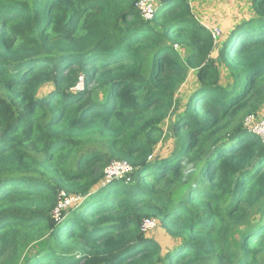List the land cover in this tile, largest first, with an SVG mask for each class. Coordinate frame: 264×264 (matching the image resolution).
I'll list each match as a JSON object with an SVG mask.
<instances>
[{"label":"trees","instance_id":"16d2710c","mask_svg":"<svg viewBox=\"0 0 264 264\" xmlns=\"http://www.w3.org/2000/svg\"><path fill=\"white\" fill-rule=\"evenodd\" d=\"M193 1L0 0V264H264V0L222 43Z\"/></svg>","mask_w":264,"mask_h":264},{"label":"rangeland","instance_id":"374dc122","mask_svg":"<svg viewBox=\"0 0 264 264\" xmlns=\"http://www.w3.org/2000/svg\"><path fill=\"white\" fill-rule=\"evenodd\" d=\"M168 1L169 0L163 1L160 4V6L163 5L162 7H164L166 3H168ZM191 4L194 8L195 13L197 14V17L204 24H206L211 30L217 33L218 35L217 41H219L220 43H222L226 39L227 34L230 33L233 30V28H235L236 23L241 22L242 20L250 19L255 14L252 8V0H194ZM217 55H218V52H215L213 56L216 58ZM197 83H198V79L195 76V73H192L186 86L183 87V89L181 90L179 94V97L183 100V102L188 101L189 96L192 93H195L197 89L196 88ZM255 116L256 117L254 119V122L253 123L250 122L246 125L248 130L253 131L255 127H258V129L263 130L264 108L260 112L255 114ZM245 122L246 121L244 120V123ZM169 124H170L169 120H167L163 124V127L165 130H167V127ZM174 147H175L174 139H171L169 143L165 145H160L156 149L155 154L166 157L171 153ZM111 165L112 163L110 164L109 167H111ZM122 180H125V178L119 179L118 181H122ZM114 181H117V180H114ZM72 199L73 201L70 203V205H68L67 209L72 206L79 205L81 203L80 202L81 200L79 201L77 200L78 199L77 196H73ZM61 211L62 210L59 211V215ZM56 217H59V216L56 215ZM147 236L152 237L153 239H156L157 241H159V243L164 248L165 252H167V250L174 243L173 239L167 236L163 232V230L160 229L159 222H158L157 227L154 230L148 232ZM28 257L29 255H25V257H23L21 264H25L26 260H28Z\"/></svg>","mask_w":264,"mask_h":264},{"label":"built area","instance_id":"2783aa9c","mask_svg":"<svg viewBox=\"0 0 264 264\" xmlns=\"http://www.w3.org/2000/svg\"><path fill=\"white\" fill-rule=\"evenodd\" d=\"M161 1L162 0H138V2L136 3V8L138 12L140 13L141 17L143 18V20L149 22L155 18L157 7L159 6ZM213 36L215 38L218 37L217 33L214 31H213ZM76 90L78 91L85 90V82H84L83 77H81L80 82L76 86ZM255 117H256L255 114L248 115L245 119L246 121L245 125H247L250 122L253 123ZM249 131L256 135H259L263 139V142H264V124H263V130L258 129V127H255L253 131L252 130H249ZM133 170H134L133 166L127 161H124V160L114 161L112 162L111 167L105 169V180L106 182H111L114 180L126 178L127 175L133 172ZM61 196L63 199L61 200L59 207L55 211V214L58 216H59V211L64 208H67L68 205H70V203L73 201L72 198L67 197L65 192L61 193ZM77 200L79 201V198ZM157 225H158V222L156 219L154 218L146 219L142 225V231L144 233H148L154 230L157 227Z\"/></svg>","mask_w":264,"mask_h":264},{"label":"clouds","instance_id":"9594fccd","mask_svg":"<svg viewBox=\"0 0 264 264\" xmlns=\"http://www.w3.org/2000/svg\"><path fill=\"white\" fill-rule=\"evenodd\" d=\"M213 31V30H212ZM81 77H83L84 78V82H86V79H85V77L84 76H81ZM81 77L79 78V81H78V83L80 82V79H81ZM78 83H77V85H78ZM76 85V86H77ZM74 91H76V92H78V90H76V87H75V89H74ZM85 91V90H84ZM80 92H82V91H80ZM129 176V175H128ZM106 181V180H105ZM118 181V180H117ZM80 200V199H79ZM155 219V218H154ZM157 220V219H156Z\"/></svg>","mask_w":264,"mask_h":264}]
</instances>
